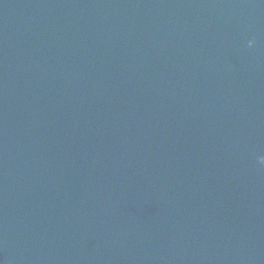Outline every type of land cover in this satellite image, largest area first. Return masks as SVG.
<instances>
[{
	"label": "water",
	"instance_id": "1",
	"mask_svg": "<svg viewBox=\"0 0 264 264\" xmlns=\"http://www.w3.org/2000/svg\"><path fill=\"white\" fill-rule=\"evenodd\" d=\"M0 264H264V0H0Z\"/></svg>",
	"mask_w": 264,
	"mask_h": 264
}]
</instances>
